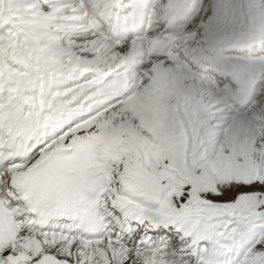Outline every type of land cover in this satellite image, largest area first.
Segmentation results:
<instances>
[{"label":"snow or ice","instance_id":"snow-or-ice-1","mask_svg":"<svg viewBox=\"0 0 264 264\" xmlns=\"http://www.w3.org/2000/svg\"><path fill=\"white\" fill-rule=\"evenodd\" d=\"M0 264H264V0H0Z\"/></svg>","mask_w":264,"mask_h":264}]
</instances>
